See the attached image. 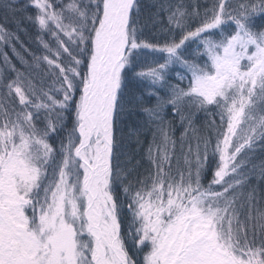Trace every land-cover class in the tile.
<instances>
[{
	"label": "snow or ice",
	"instance_id": "6c2138e0",
	"mask_svg": "<svg viewBox=\"0 0 264 264\" xmlns=\"http://www.w3.org/2000/svg\"><path fill=\"white\" fill-rule=\"evenodd\" d=\"M0 17V264H264V0Z\"/></svg>",
	"mask_w": 264,
	"mask_h": 264
},
{
	"label": "trees",
	"instance_id": "16d2710c",
	"mask_svg": "<svg viewBox=\"0 0 264 264\" xmlns=\"http://www.w3.org/2000/svg\"><path fill=\"white\" fill-rule=\"evenodd\" d=\"M0 22H2V17H0ZM10 27H12V25H9ZM25 39H27V38H25ZM34 46V45H33Z\"/></svg>",
	"mask_w": 264,
	"mask_h": 264
}]
</instances>
